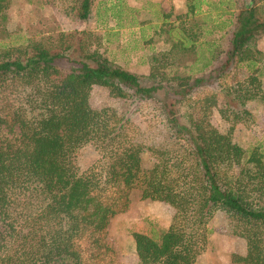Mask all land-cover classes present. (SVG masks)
I'll return each mask as SVG.
<instances>
[{
    "label": "trees",
    "instance_id": "16d2710c",
    "mask_svg": "<svg viewBox=\"0 0 264 264\" xmlns=\"http://www.w3.org/2000/svg\"><path fill=\"white\" fill-rule=\"evenodd\" d=\"M10 1L0 0V30ZM72 1L70 10L88 19L96 0ZM186 3L183 17L194 18L204 2ZM226 16L207 30L208 16L201 24L193 21L205 36L232 27L204 42L205 48L196 45L197 33L171 22L169 47L151 56L146 83L89 50L86 38L96 37L84 31L82 38L47 34L0 47V264H122L106 235L134 190L173 214L158 238L133 234L131 264H194L217 211L234 221L245 241V253L233 255L234 263L264 264L263 154L233 140L234 124L221 132L211 121L215 109L228 119V98L239 105L229 113L236 123L247 113L246 103L259 97L251 42L264 35V21L253 2ZM75 51L78 66L57 64ZM191 55V64L182 63ZM94 86L138 112L150 107L143 116L166 124L176 149L135 141L129 118L90 104ZM87 144L99 159L80 170L77 152Z\"/></svg>",
    "mask_w": 264,
    "mask_h": 264
},
{
    "label": "rangeland",
    "instance_id": "374dc122",
    "mask_svg": "<svg viewBox=\"0 0 264 264\" xmlns=\"http://www.w3.org/2000/svg\"><path fill=\"white\" fill-rule=\"evenodd\" d=\"M190 2V1H189ZM188 2V3H189ZM201 11L196 17L184 18L187 11L186 0H96L94 10L86 20L79 19L74 10L72 0H11L7 11L4 28L0 30V47L10 48L24 43L27 39H38L42 35L59 33L94 34L95 39L86 38L89 50H99L108 61L131 71L148 82L149 63L151 56L168 49L167 30L170 23L191 33H197L196 45L205 48L204 42L212 38H219L230 25L216 27L213 35L205 36L203 29L226 19V13L236 12V8L248 2H253L257 9V16L264 21V0H201ZM164 14H169L167 18ZM208 16L203 29L193 26L198 24L202 16ZM218 15V17H217ZM175 16H180L173 21ZM207 19V18H206ZM227 34L230 32H226ZM223 38L227 37V34ZM84 42V41H83ZM92 44H91V43ZM221 44L225 46L223 39ZM256 51L257 78L260 82L259 97L246 103L247 113L239 120L230 119V110L234 111L238 103L229 101L226 108L228 119L223 118L218 110L212 113L211 121L221 132H226L234 124L232 138L243 148L250 150L258 147L264 157V35L256 37L251 42ZM70 60L61 59L57 64L62 68L78 66L81 60L79 52L68 56ZM194 60L191 55L183 61L185 65ZM90 104L94 107H111L115 112L129 118L135 127L134 140L146 146H157L164 149H176L172 142L171 132L162 122L153 123L143 114L150 111V107H142L137 111L135 105L124 103L109 95L106 87L94 86L90 93ZM221 106V105H220ZM147 154V153H146ZM99 159V155L92 145H85L77 152V162L80 170H86ZM144 160L149 161L144 155ZM173 210L164 203L142 199L140 192L134 190L130 196V204L126 212L114 216L107 229L106 240L109 247L116 252L122 264H131L135 258L133 234L143 233L158 238L170 224ZM207 246L194 264H235L233 255H244L245 241L236 233L234 221L222 212H215L208 220Z\"/></svg>",
    "mask_w": 264,
    "mask_h": 264
}]
</instances>
